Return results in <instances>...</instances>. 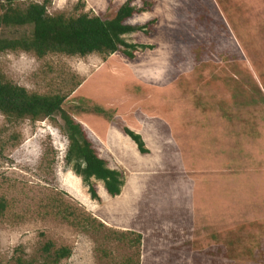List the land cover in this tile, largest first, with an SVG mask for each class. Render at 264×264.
Instances as JSON below:
<instances>
[{"label": "rangeland", "instance_id": "obj_1", "mask_svg": "<svg viewBox=\"0 0 264 264\" xmlns=\"http://www.w3.org/2000/svg\"><path fill=\"white\" fill-rule=\"evenodd\" d=\"M127 1L51 0L48 12L109 20ZM145 2H153L151 12L129 23L157 20L154 31L126 39L155 49L134 60L122 53L0 54L7 80L31 93L67 95L80 84L64 110L86 128L109 167L125 174L117 198L93 180L100 196L94 200L66 164L60 115L10 124L0 114V201L7 203L0 264L41 260L50 242L72 250L61 264H264V0L135 5ZM125 128L143 137L149 154ZM66 211L74 213L67 214L72 222L91 216L107 229L76 227ZM112 231L127 238L109 239Z\"/></svg>", "mask_w": 264, "mask_h": 264}, {"label": "trees", "instance_id": "obj_2", "mask_svg": "<svg viewBox=\"0 0 264 264\" xmlns=\"http://www.w3.org/2000/svg\"><path fill=\"white\" fill-rule=\"evenodd\" d=\"M3 13L0 15V30L29 29L30 33L21 36H4L0 34V54L7 52H26L44 59L50 55H65L69 57L86 58L93 55L109 57L122 53L130 60L136 58L140 51L154 50V46L129 43L127 36L144 33L150 35L157 20L145 25H132L129 22L137 15L151 12L153 2H145L142 7L135 5L136 0H128L109 20L101 16L82 13L79 16L68 17L65 14L52 16L48 12L51 0L43 4L32 3L24 8L15 5L14 0H6ZM80 84H77L75 89ZM73 89L67 95H40L29 92L26 88L7 80L0 69V114L10 123L31 119L35 122L51 119L60 115L64 122V132L69 141L66 154V164L75 173L82 177L90 187L94 200H100L98 190L93 180L104 183L105 189L112 198L119 197L125 186V174L122 171L111 169L109 163L99 156V153L90 140L86 128L64 110V104ZM105 113V112H104ZM125 134L138 146L142 154H149L146 143L140 134L129 128ZM7 209V203L0 201V215ZM66 211V219L76 227L91 230L104 228L105 224L92 218H83L79 222L70 221ZM87 230V231H89ZM109 239L124 240L127 233L113 232ZM142 236L139 235L135 243L140 245ZM236 240H233V248ZM41 260H28L19 257L17 264H61L72 255L69 248L58 249L52 242L42 248ZM235 255V254H234Z\"/></svg>", "mask_w": 264, "mask_h": 264}, {"label": "bare ground", "instance_id": "obj_3", "mask_svg": "<svg viewBox=\"0 0 264 264\" xmlns=\"http://www.w3.org/2000/svg\"><path fill=\"white\" fill-rule=\"evenodd\" d=\"M99 9H101V8H99ZM157 30V29H156ZM114 57V56H113ZM118 58V57H117ZM118 61H119V59H118ZM117 64V63H116ZM111 66V65H110ZM118 66V65H117ZM132 66V65H131ZM111 68H112V66H111ZM121 68V67H120ZM135 72V71H134ZM159 161V160H158ZM134 172V171H133ZM143 193V192H142ZM137 198V197H136ZM128 202V201H127Z\"/></svg>", "mask_w": 264, "mask_h": 264}]
</instances>
